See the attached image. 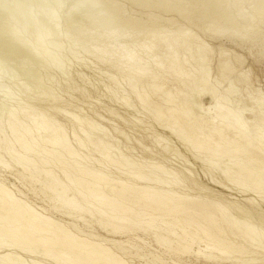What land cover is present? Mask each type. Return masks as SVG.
Wrapping results in <instances>:
<instances>
[{
    "label": "bare ground",
    "instance_id": "bare-ground-1",
    "mask_svg": "<svg viewBox=\"0 0 264 264\" xmlns=\"http://www.w3.org/2000/svg\"><path fill=\"white\" fill-rule=\"evenodd\" d=\"M1 1L3 3L6 1L5 4L10 5V6L7 5L8 7L14 6L18 9L20 7L19 3L21 2V1L18 2L17 0H9V1L1 0ZM65 1L72 2L69 3L71 5L68 9V13H74L75 18H78V20H80V18H83L81 20L84 21L83 23L87 25V27H85L86 29L83 30L86 31L88 30V28H90V30L92 29L99 30L100 32H102V35L100 34L101 38L104 37L109 39L110 38L109 36H115V38L120 39V42L115 44L112 42L111 44L104 43L103 45L100 44V46H95V47L93 46L94 49L93 51L91 50L90 53L93 54V56L96 59L105 60L106 62L111 63L112 67H116L120 71H123L124 74L127 73L128 78L131 80L130 84L132 88H136L139 86L143 88V92L140 91L142 94L137 93L138 94L137 98L143 103L144 107L149 106L154 108L153 111L155 113L154 116H156L155 117L156 119L163 120V118L167 119L166 117L168 116L167 121L169 120L172 123V124L169 123L170 128L172 127L174 130L175 129L178 130L180 129V127L183 128V125L181 124V120L187 118L189 116L188 115L189 113L186 112L184 109H181V105L177 104L176 97L173 95L172 90H169L168 88L167 89L164 88L165 83L163 81V78L166 75L176 76L177 77L176 79H179V83L181 81L184 87H190L192 89L198 88L199 90H203L209 82L210 70H211L209 68L211 63L210 52L213 51L214 49L210 47L208 43L205 42V40L201 39L199 36L192 33L191 32L192 29L190 30L189 28L181 29L180 27V30H176L175 28L166 29L160 24L153 22L143 23L138 19L136 20V18L135 20L128 21L126 24H123L119 22L121 20H117L115 17L109 16L108 12H105V9L107 8V7L105 8V6L107 4L104 6L103 0H53V3L58 7L63 5ZM141 1L142 4H147L149 2L148 0H141ZM191 1L192 4L194 2L191 9L192 12L195 13V15L192 17L190 15L186 16L185 18L181 17L182 19H185L188 22L189 26L194 25L195 27L198 28L201 27L202 31L209 29L212 33L218 36L225 35V36L233 37L241 43H245V42L249 44L255 43L256 39H259V41H261V43L264 45V34L261 33L260 36H258L259 31L264 28V0H232V3L235 8L234 10L236 11V14L239 18V19L237 18V20H235L231 12L230 13L233 19L229 18L228 11L226 10V8H228V10L230 9L228 7L229 4L225 6V4L229 0H191ZM29 2H27V4ZM31 2L33 3V0H31ZM35 2L37 1L35 0ZM151 2H153L154 4L156 3L155 6H157V9L158 6L162 9V7L166 8L165 5L167 4H169L168 6H170L171 0H154ZM248 2H251L249 3L250 4L249 7L246 6ZM32 3H29V5L30 4L32 5ZM41 3L39 2V4L43 6L48 5L47 8L44 7L46 12H48L52 4L48 3V0H41ZM77 3L80 5H77ZM140 4L138 5L140 6ZM175 4L176 5L174 7H173L174 4H172L173 7L172 10L170 9L171 7L169 9L172 12H174L176 15H182V13L185 12L186 10L184 9L186 6H184L183 8V5H180L181 2L178 3L181 7L177 4V2ZM185 4L186 3H184V5ZM21 6H25V5H21ZM39 6L36 7H38V9L41 10ZM4 7H0V20L4 19L5 21L6 16L5 18L1 19V17L5 14L4 12L7 13H11V12H8L6 10V7L5 8ZM34 8L28 9V11L29 10L31 11ZM44 8L42 11L45 12ZM23 9L24 7L22 8V11L20 10L18 11L23 12ZM187 11L185 12V14L186 13L190 14L189 11L188 12ZM49 13H53V11L51 10V12ZM21 14L24 16L25 12ZM44 15H45L44 17L46 18V13ZM49 15H48V18L50 20L49 24L51 26V22L55 21L56 18L53 15L52 17H49ZM9 16L11 18L13 17L11 16V14H9ZM15 17H17V15ZM15 17H13V19ZM25 17L21 18L22 22L23 19H25ZM35 17L36 15L30 18V19L34 18L33 20H30L29 18L26 17L27 19L30 20V22L33 21L31 23L33 25V31L29 32V30L26 29L25 26V24H27L26 20H25L26 23H24V25L22 22L21 23L25 27V28L22 27L23 29H25L24 31L28 30L30 36H33L36 40H38L44 37L45 35H48L49 28L48 26H46L47 24L46 25L44 24L43 26L39 25L38 23L39 20L37 22ZM157 18L159 19L161 17H156L155 19L157 20ZM8 19L9 18H7V20ZM41 19H43V17H41ZM160 20L165 21L164 19H160ZM11 21H12L11 19L8 20V22H10L11 24H13L14 22L16 23L15 20L12 21L13 23ZM72 21L73 20L71 19V21H67V22L70 29L74 30L76 28L75 25L77 23H72ZM237 21H239V23H237ZM241 21L246 22L244 23L245 26L243 23H241ZM8 22H6L7 26L9 25L11 26L10 23L8 25ZM41 22L43 21L41 20ZM203 22L204 23L207 22L208 25L201 26ZM3 23L0 24L2 25L1 26L2 28H3ZM119 23L121 25H124L125 27L122 26L123 27L122 28ZM225 24L227 25L230 24V27L226 26ZM7 28L8 27H6L5 29L3 28L6 31V33L4 34L5 38H11L10 37L12 35V33L10 34L11 28L10 30L9 28L8 29ZM131 28H136L138 30L140 29L145 30V35L147 36L145 41L143 42L137 41L139 39L138 35L140 33L137 34V36H134V38H132V45H134V47H131L130 44H125L124 42V39L126 40L127 36L131 35V33H129V30ZM252 29H253L252 31L253 34H250L251 33L250 31ZM78 30L79 29H77L76 31L78 32ZM12 31H14L13 37H15L14 33L16 31L15 30ZM94 35L92 36L91 34L87 38L90 41L89 43H92L93 41L96 40H102L101 38L97 39V37H95ZM71 36L69 34V37ZM16 37L11 39L12 41L10 39L7 40L8 42L0 41V55H3L1 58L2 60L4 56L6 57L7 55L11 57V55H16V54L18 55L22 53L24 54L25 52H27L26 47L21 48L19 47L20 44L19 45L16 44L18 41H20L18 35ZM41 42L42 40L40 41V44H42ZM23 43L25 44V42ZM52 43L53 45L55 44L56 46L57 41L56 43L54 42ZM30 44L31 43H29V45ZM30 49L28 48L27 50L29 51ZM136 49H140V51H142L143 54L136 55ZM37 53H38L37 51L32 52V56L33 57H35V55L37 56ZM40 54H42V50ZM45 54L44 56L47 55ZM187 54H189L190 56L187 57ZM218 54H219V58L217 59L218 68L216 71L218 72L217 74L221 76V78L223 77V79L227 78L231 74H234L239 69V67H241L244 64V60H243L244 57L242 58L241 55L236 54L234 51L231 52L229 50L221 49ZM30 56H31V52H30ZM55 57L53 56V59ZM190 59H193L194 65L197 67L195 71L196 73H193L189 71V69H187L190 66L189 65ZM154 67L158 68L159 71L154 70ZM136 75L140 76V78L135 80L134 76ZM27 79H29V77ZM241 79H237L235 81L234 87H236V85L239 83ZM234 87L232 88V90L235 91L236 88ZM3 88H5V86ZM156 92H162V94L157 96L158 98L156 100L155 99L150 100L152 94ZM48 93L45 94L47 95ZM252 97H254V95H252ZM122 100L128 102L127 101L128 99L126 98ZM262 101L264 102L263 99ZM262 101H259V105ZM4 102H8V101H3V103ZM129 105L132 106V104H128L127 106ZM4 107L7 109L5 110L6 112L8 110L10 111L9 106H8L9 108H7L6 106L1 105L0 109L3 108V110H0V112L4 111ZM31 110L28 111V116H31L34 119L33 123L36 124L34 131L27 124L23 123L21 127L22 130L18 132L15 124H13L12 121V119L17 120L18 116L15 113L10 114V121H9L10 130L13 136L15 137L14 140H16V143L20 145V149L23 154H20V152L17 150H14L12 152V149H8V148L6 149L7 151H9L10 155L15 154L14 156L18 155L20 157L18 158L19 159L18 161L21 160L19 164L22 167L23 165L25 166L29 165L32 167L34 166V168L36 167L35 171L37 173H34L33 171L32 175L45 174V179L43 180L44 182H42L43 184L42 186L45 187L47 192H51V193L56 192L58 195L59 190H61L63 193L60 192L59 196H61L62 194H64L62 196H65L66 194L64 193V191L66 192L68 191L67 193H69V190L76 191L75 193L72 192L73 193L72 198H67V197L58 198L61 207L67 210L66 212L68 215H72L74 212L75 213L77 212L82 216L83 212L88 211L89 214H91V219H93L92 217H94V219L96 218L95 219V221L97 220L96 223L101 225L100 227L103 228L104 233L110 231V233L113 235L124 234L128 232L131 233L136 230L137 232L138 230H142V232L146 233L147 231L153 229L154 227L155 230L156 228H159L161 225L159 227L158 226L156 227L155 223L157 220H163L165 223L163 221L162 223L159 221V223L165 225V228L157 229L158 231L159 230L161 231L156 232L154 235L158 245L164 246V248L166 247L167 251L169 250V251H174L175 253H179L180 255L182 254V256L183 254L184 256L185 254L186 255L194 254L198 258H204L205 260L210 262L219 259L218 256L215 255L216 254L215 252L221 254L222 256L229 254L230 255L241 254L242 253L241 250L243 249V247H252V248L260 247V249L258 250L264 252V200L263 202L260 201L258 202L257 199L255 198H246L244 200L245 202L242 204L237 202L231 203L232 207L230 208L224 200L222 199L220 200L219 198H208V199L200 198V197L191 198L188 195H181L180 192H177L176 189L174 188V185L179 187V185L181 184V183L179 184V177L175 175L172 171L167 170L165 166H161L159 164H156L157 166L159 165V167H157L158 170L161 172V175L170 176L167 177L168 179H165V177L158 178V176L156 178V176L155 177L153 176L152 172H150V175H148L147 173L146 174L144 173L145 172L144 170L143 171L142 169L137 170V168L135 169L137 170L135 172L133 171L125 172L127 174L122 172L123 174L127 175L126 178L128 179L125 178L126 181L121 179V177L114 178L115 176L113 177L110 176V174H105L104 171H102V169L93 168L92 166L87 165L84 162V160L83 161L81 160V155H80L81 153H79V151L73 145H71L69 141L70 139L69 136L67 135V133L63 131L65 130L63 129L64 128L63 125L56 124L55 123L56 119L54 120V118L53 119L51 117L49 118L48 115L39 112V110L38 111L36 110L31 111ZM6 112L4 113L6 114ZM166 113L167 116L165 117ZM232 114L233 113L230 112L229 116H232ZM72 116L73 118L76 119V121L80 120L78 116L71 115V117ZM224 116L225 115L221 113L216 115L215 117L212 116L209 119H207V122L211 121L213 124L216 123V121H218V123L214 124L213 127L210 128L208 132H205L203 130L202 125H198L197 130H200L201 132L200 135L196 134V130L194 128H191L190 132L183 131L184 136L186 134L185 136L186 140L184 141H189L190 143H192L193 144L192 146H194L196 150H198L199 152L208 153L211 159L230 158L232 160V163L238 167L239 171L245 172V174L243 176H239L238 173L231 172V169L224 170V176L228 177L227 181L231 180L232 182L233 180H237L235 181L236 182L235 185L237 184L238 186L242 187L243 190L251 189L255 191V194L256 193L261 194L262 189L264 191V165H262L261 167L259 166L253 167L250 166L249 163L250 161L257 159L256 157H258L257 156L259 155L258 153L264 156V141H262L263 139L261 138L262 134L258 130L257 132L255 131L254 134L245 133L239 130L236 131L234 130L236 128L234 127L232 128V126L230 125L231 123L230 121H232L233 119L229 121V124L228 122L227 124H225L224 120H226L227 118H225ZM235 118H237V120L238 119L243 120L242 117L238 115ZM245 123L246 122L244 121L243 124ZM183 124L185 125V122H183ZM221 124H223V126H221ZM89 125L95 130H100L102 133H105V129L101 125L96 124L95 122H89ZM223 129L226 130L233 129L235 132L234 134H236V137H238L239 140H226L223 136V131H224ZM0 131L1 132L3 131L2 127H0ZM179 134H181V132ZM73 136L76 135L73 134ZM77 141L79 142V143L77 142L79 146L83 145V141L81 140H77ZM110 148H111L110 145L104 147L106 151L109 150ZM255 150L258 151V153H256ZM247 153L248 154L252 153V156L250 157L247 156L246 159L249 161V163L243 164L241 160H239L241 159L239 157ZM36 157H38L39 160H36L37 159ZM0 164L1 166L3 164L5 168H10V164L8 165V163H5L1 156H0ZM51 165H53V167L54 165H58L61 167L62 170L61 169L60 170L64 174L65 176L64 178L69 184H67L66 181L64 182V180L62 179L63 175L61 172L60 173L62 175V178L60 175L58 176L53 172L54 169L49 167ZM151 169H153V166ZM31 170L32 169L30 167L29 172ZM155 174L156 173H154V175ZM32 175L30 176L33 177ZM36 180L37 179H35V181ZM41 180L42 179H40V181ZM215 183L216 184L218 183V185L220 184L219 186H221V183L219 182H215ZM153 184L157 186H154ZM71 185L75 186L73 188L74 190L71 188ZM225 189L227 190V188ZM22 199L17 196V194L12 190L10 186H8L5 182H2L0 180V264H44V262L42 261H37V260L29 261L28 258H24L23 256L20 255V251L26 252L30 255L37 254V250H38L36 249L37 247H42L43 251L45 252L43 255L49 257L51 261L57 264H136V262L133 261L129 262L125 257L119 256L117 252H115L114 250L109 248L106 244H104L103 240L100 241L101 236L98 237L99 236L98 235L96 237L93 235L90 236L87 235L85 236L86 238H81L73 230H70V228L67 226L68 224L66 225V223L64 224L60 221L53 219L52 216L44 214V211L40 212L41 209L39 211L36 210V208H34L29 202H27L26 200L24 201ZM56 205L53 207V209H58L59 206ZM197 215L201 217L202 222L201 220L198 219L197 220L192 219L188 221V225L195 226L196 229L195 232H186L184 227L187 226L184 225L183 220L184 219L188 220V217L197 216ZM167 217H171V218L178 217V219L177 222L176 221L172 222L171 220H170L171 222H166L164 218ZM83 218L85 217L84 216L81 218L79 217V220ZM166 220L169 221V219ZM180 224L183 226H180ZM177 227L184 229V231L182 230V232H184L183 235L182 234L180 235L177 232V229H179ZM234 227L236 228V230L232 229ZM228 228H231L230 236L235 238L236 240L237 239L241 240L242 241L241 243L235 244L233 242H229L232 241L233 239L230 240L227 238L226 241L229 240L228 243L225 240H222L221 237L216 236L217 231L224 233L226 232V230H228ZM77 231L80 232V230ZM201 234H204L209 240L205 245H202L203 242L200 239H199L200 241L196 240V237H198ZM222 236L225 235L222 234ZM142 242L143 245L145 244L146 246L147 243L144 242V240H141V243ZM114 243L119 248L123 247L126 244H127L126 246L131 247L129 242L114 241ZM195 245H197V248H195ZM235 248L237 250L239 249V251L237 250L232 251V249ZM133 249H136V246H134ZM139 249L141 250L144 248L140 246ZM174 252L171 253L175 254ZM137 257H139V254L137 255ZM234 258L236 259H233V257L228 258L227 262L229 261L234 264H241V263L262 264L264 262V259H262L261 260L262 262L260 263V261L257 259H248L243 261L242 259L239 260L238 256ZM132 259L134 260L133 257Z\"/></svg>",
    "mask_w": 264,
    "mask_h": 264
},
{
    "label": "rangeland",
    "instance_id": "rangeland-1",
    "mask_svg": "<svg viewBox=\"0 0 264 264\" xmlns=\"http://www.w3.org/2000/svg\"><path fill=\"white\" fill-rule=\"evenodd\" d=\"M17 1L18 2L21 1L19 3L20 4L19 9L14 6L8 7L10 5L5 4L6 1L3 3L0 0V7H4V5L6 7L8 5L6 7V10L8 12H11V13L4 12L6 15L4 14L1 17V19L5 18V16L6 18L5 21L4 19L0 20V24L4 22L3 28L5 29L6 27H8L9 30L11 28L10 34L12 33L11 36L9 35L11 38H5L4 34L6 33V31L1 27L2 25H0V34H3L0 35V41L8 42L7 40L9 39L11 40L18 35L20 41H18L16 44L18 45L22 44L21 46L19 45V47L21 48L26 47L27 49L31 48L32 51L31 49L29 51L26 49L27 52L23 50L26 54L22 53L18 55L17 54L11 55V57L7 55L6 57L4 56L3 60L1 59L3 55H0V59H1L0 60V83H1L0 104L2 103L1 105L6 106L7 108L10 107L9 108L10 111L8 110L6 112L5 110L7 109L4 107V111L0 112V127H2L4 131V132L0 131V156L3 158V161L5 163H8V165L10 164V168H5L3 164L2 166L0 164V180L2 182H5L8 186H10L19 198L21 199L23 198L22 200L24 201L26 200L27 202H29L34 208H36V210L39 211L41 209L40 212L44 211V214L52 216L53 219L60 221L64 224L66 223V225L68 224L67 226L70 228V230H73L81 238H86L85 236L87 235L89 236L93 235L96 237L98 235H99L98 237L101 236L102 239L100 237V241L103 240L104 244H106L109 248L117 252L119 256L125 257L129 262L133 261L136 262V264H234L229 261L227 262V260L230 257L236 259L234 257L238 256L239 260L242 259L244 261L248 259H257L261 263L262 262L261 260L264 259V252L258 250L260 249V247L259 248L243 247V249L241 250L242 252L241 254H234V255L229 254L222 256L221 254L215 252L216 253L215 255L218 256L219 259L212 262L207 261L204 258H198L194 254H189V255L185 254V256L183 254L182 256V254L180 255L179 253H175L174 251H169V250L167 251L166 247L164 248V246H160L157 244L154 236L156 232L161 231V230L158 231L157 229L165 228V225L161 224L163 220L156 221L155 223L156 227L157 226L159 227L161 225L159 228H156L157 231L154 229L155 228L154 227L153 228L154 230L150 229L149 230L150 232L147 231L146 233L142 232V230H138V232L136 230L131 233L128 232L118 235H113L110 233V231L104 233L103 228L100 227L101 225L96 223L97 222V220L95 221L96 218L94 219V217H92L93 219H91V214H89L88 211L83 212L82 216L77 212L76 213L74 212L72 215H68L66 212L67 210L61 207L58 198L61 197L72 198L73 193H75L76 191L69 190V193H67L68 191L67 192L64 191V193L66 194L65 196H62L64 194L59 196L60 192L63 193L61 190H59L58 195L56 192H53L55 196L53 195V193L47 192L45 187L42 186L43 185L42 182H44L43 180L45 179V174L43 175L35 174L36 176L32 175L33 171L34 173H37L35 171L36 167L34 168V166L32 167L29 165H28L29 167L25 165H23L22 167L19 164L21 160L18 161L19 160L18 158L20 157L18 155L14 156L15 154L10 155L9 151H7L6 149V148L12 149V152L14 150H17L20 152V154H23L20 149V145L16 143V140H14L15 137L13 136L10 130V126H9L10 114L15 113L18 116L17 120L12 119L13 124H15L18 132L22 130L21 127L23 123L27 124L34 131L36 124L33 123L34 122L33 117L28 116V111L33 108L31 111L39 110V112L48 115L49 118L51 117L52 119L54 118V120L56 119L55 120L56 124L63 125L64 127L63 129H65L63 131L67 133V135L69 136L70 138L69 141L71 145H73L79 151V153H81L80 155L82 161L84 160V162L87 165L92 166L93 168L102 169V171H104L105 174H110V176L113 177L115 176L114 178L121 177V179L126 181V179L128 178H126L127 175L125 174L127 173L125 172H132V171L135 172L138 169H142V171L143 170L145 171L144 172L145 174L147 173L148 175H150V172H152L153 176L154 177L156 176V178L158 176V178L165 177V179H168L167 177L170 176L168 175L163 176L161 175V172L158 170L157 167L161 165V166H165L167 170L172 171L175 175L179 177V184L180 183L181 184L179 185V187L174 185V188L176 189L177 192H180L181 195H188L191 198H196V197L207 198V199L219 198L220 200L221 199L224 200L230 208L232 207L231 203L237 202L242 204L245 202L244 200L246 198H255L257 199L258 202L259 201L263 202L264 200L263 189L261 194H257V193L255 194V191L251 189L243 190L242 187L236 184L238 186L237 187L235 185L236 183L235 181L237 180H233L232 182L231 180L227 181L228 177L224 176V170L231 169V172L238 173L239 176H243L245 174V172L239 171L238 167L232 163V160L230 158L211 159L208 153L199 152L198 150H196L194 146H192L193 145L192 143H190L189 141H184L186 140L185 139L186 134L184 136L183 133V131L190 132L191 128H194L196 130V134L200 135L201 133L200 130H197L198 125H202L203 130L205 132H208L209 129L212 128L214 124L218 123V121H216V123L213 124L211 121L207 122V119H209L212 116L215 117L216 115L223 113L225 115L224 117L228 119V120L227 119L224 120L225 124H227V122L229 124V121L233 119L232 121H230L232 123V124L230 123V125L232 126V128L233 127L236 128L234 130L236 131L239 130L250 134H254V132L255 131L257 132L258 130L262 134V136L260 135L261 138L263 139L262 141H264V113H263L264 102L262 101V99L264 100V47H263L264 45L261 43V41H259V39H256L255 43H250V44L246 42L241 43L233 37H229L225 35L218 36L212 33L209 29H206L205 32L202 31L201 27L198 28L195 27L194 25L189 26L188 22L185 19H182L181 17L185 18L188 15H190L191 17L195 15V13L192 12L191 9L194 2L192 4L191 0H187V1L175 0V2L174 0H171V3L173 2L172 4H174L173 7L176 5L175 4L176 2L177 4L181 2L180 5H183V8L184 6H186L184 8L186 9L185 12L188 10L190 13V14L186 13L187 15L185 14V12H183L182 15H176L174 12L171 11L173 8L171 3L170 6H168L169 4L165 5L166 8L162 7L161 9L158 6L157 9V6H155L156 3L154 4L153 2H151L154 0L151 1L148 0L149 1L147 3L148 5L142 4L141 0H110V1L103 0L104 6L107 4L105 6V8L107 7L105 9V12H108L109 16L115 17L117 20H121L119 22L123 24H126L128 21L135 20L136 18V20L138 19L143 23L153 22L160 24L166 29L175 28L176 30H180V27L181 29L189 28L190 30L192 29L191 30L192 33L196 34L201 39L205 40V42H207L208 45L214 49L213 51L210 52L211 63L209 68L211 70H210L209 82L203 90H199L198 88L192 89L190 87H184L181 81L179 83V79H176L177 78L176 76L166 75L167 77L164 76L163 78V81L165 83L164 88L165 89L168 88L169 90H172L173 95L176 97L177 104L181 105V109H184L186 112L189 113L188 114L189 116L187 118L181 120V124L183 125V128L180 127V129L174 130L172 127L170 128L169 126V123L171 122L169 120L167 121L168 119L167 113L165 114V117L167 116L166 117L167 119L163 118V120H158L155 118L156 116H154L155 115L153 111L154 108L149 106L144 107L143 103L140 100H138L137 93L142 94L141 92H143V88H141L140 86L136 88H132L130 84L131 80L128 78L127 73L124 74L123 71H120L116 67H112V64L106 62L105 60L96 59L93 56V54L90 53L91 50L93 51L95 46H100V44L103 45L104 43L111 44L112 42L115 44L120 42V39L115 38V36H109L110 37L109 39L104 37L101 38L102 32H100L99 30H93V29L90 30V28H88V30L86 31L83 30L86 29L85 27H87V25L83 23L84 21L81 20L83 18H80V20H78V18H75L74 13H68V9L71 5L69 3L72 2L65 1L63 5L57 7L53 3V0H48V3L52 5L50 6L49 4L50 9L48 8L49 11L46 12L44 7L47 8L48 5L47 6L41 5L42 4L41 0H36L38 3L35 2V0H33V3L36 4H33L31 0L30 2L29 0L28 1L17 0ZM27 2L32 3V5L31 4L29 5V3L27 4ZM39 2L41 4H39ZM184 3L186 4L184 5ZM249 3L251 2H248L246 4L247 7L250 6ZM138 4H140V6ZM228 4H229L228 7L230 9L228 10V8H226V10L228 11L229 18L233 19L234 17L235 20H237L238 16L236 14V11L234 10L235 8L232 3V0L231 1L229 0L225 4V6H227ZM21 5H25V6H21ZM35 5L36 6L41 5L42 8L41 6H39L41 10H39L38 7H36ZM77 5L80 4L77 3ZM23 7L25 9V10L23 9V12H25L27 18L30 19L36 15L35 18L37 22L39 20L38 22L39 25L43 26L44 24L45 25L47 24L46 26H48L49 28L48 35H45L41 39H38L39 41L36 40L33 36H30L29 32L33 31V25L31 24L33 21L30 22V20H33L34 18L29 20L25 17V15L23 16L21 14L23 12H20L22 11ZM31 8H34L35 10L34 9L31 11L29 10L30 11L29 13L28 9ZM43 8L45 12L42 11ZM51 10L53 11V13H49L51 12ZM230 12L232 13L233 17L231 16ZM43 13L44 14L46 13V18L48 20L44 17L45 15ZM9 14H11V16L13 17L17 15V17L13 19V17L11 18ZM48 15L49 17H52L53 15L56 18V20L54 19L56 23L55 21H52L51 26L49 24L50 20L48 18ZM155 16L161 18L159 19L157 18L156 20ZM23 17H25V19H23L22 22L21 18ZM41 17H43L45 21L41 19ZM7 18L11 19L12 21L15 20L16 23L15 22L13 23L11 21L13 23L11 24L10 22H8L9 19L7 20ZM71 19L73 20L72 23H77L75 25L76 28L74 30L76 31L77 29H79L78 32L77 31L75 32L73 29L72 30L70 29L67 21H71ZM160 19H164L165 21L163 20L161 21ZM25 20L27 22L25 26L26 29L29 30V32L28 30L24 31L25 29H23L25 28L23 26L24 23H26ZM41 20L43 22H41ZM6 22H8V25L10 23L11 26L10 25L7 26ZM21 22L23 23V25ZM237 23H239V21H237ZM241 23L244 24L246 22L241 21ZM206 25H208L207 22L205 23L203 22L201 26H206ZM225 25L230 27V24L229 25L225 24ZM120 26L125 27L124 25L121 24ZM12 30L16 31L14 33L15 37H13L14 31ZM55 31L57 34L55 33ZM252 31L253 29L250 31L251 32L250 34H253ZM129 33H131V35H129L130 37L127 36L126 40L124 39V42L125 44H130L131 47H134V45H132V38H134V36H137V34L140 33L138 35V38L139 39L141 38L140 40L139 39L137 40L138 42L145 41L147 37L145 35V30L142 29L138 30L136 28H131L129 30ZM261 33L264 34V28L259 31L258 36H260ZM69 34L70 36L72 34V36L69 37ZM91 34L92 36L95 34L94 36L97 37V39L101 38L102 40H96V41L92 40L93 42L91 41L92 43H89L90 41L87 38ZM31 38L32 40L34 39L35 40L32 41ZM41 40H42L41 42L42 44H40ZM51 41L54 43H56L57 41L56 43L57 49L55 44L53 45ZM23 42H25V44ZM29 43H31L30 44L31 46L29 45ZM23 44L26 46H24ZM221 49L229 50L231 52L234 51L236 54L241 55L242 58L244 57L243 58L244 64L241 67H239V69L234 74L229 75L225 79H223V77L221 78V76H219V74H217L218 72L216 71L218 68L217 67L218 66L217 59L219 58L218 53L220 52ZM41 50H42V54H40ZM35 51H37L38 53L37 56L34 54L35 57H33L32 52ZM30 52H31V56H30ZM44 52L48 54L46 55ZM44 54L46 56H44ZM142 54L143 53L142 51H140V49H136V55H142ZM53 56L56 57L53 59ZM188 56L190 55L187 54V57ZM189 65L190 66L187 69H189V71L193 73H196L195 71L197 67L194 65L193 59H190ZM154 70L159 71L158 68L155 67ZM28 77L29 79H27ZM138 78H140V76L138 75L134 76L135 80ZM237 79H241V80L236 85V87H234L235 81ZM4 86L5 88H3ZM233 87L236 88L235 91L232 90ZM45 93L48 94L46 95ZM161 94L162 92L153 93L150 100L153 99L156 100L158 98L157 96ZM252 95H254L255 98L257 97L258 99L260 97L259 101H262L263 103L261 102L259 105L258 99L257 98L255 99L254 97H252ZM124 98L128 99L127 100L128 102L123 101L122 99ZM3 101H8V102L3 103ZM123 102H125L126 105ZM128 104H132V106L131 105L127 106ZM11 108L14 110H12ZM0 110H3V108ZM4 112H6V114ZM230 112H232L236 116L237 115L241 116L243 120L240 119L237 120V118H235L236 116H234L233 114L232 116H229ZM71 115L78 116L80 120L76 121V119L73 118V116L71 117ZM244 121L246 122L245 124H243ZM89 122H95L96 124L101 125L105 129V133H102L100 130H95L94 128H92L89 125ZM183 122H185V125L183 124ZM221 126H223V124H221ZM223 130H224L223 136L226 140H239V138L236 137V134H234L235 132L233 129H232L233 131L231 129L228 130L223 129ZM179 131L181 132V134H179L180 133ZM73 134H75L77 138L76 136H73ZM77 140L83 141V145L85 147L83 145L79 146L77 144L78 142ZM1 143H3L4 145ZM107 145H110L111 148L106 151L104 147ZM119 152L121 153V155ZM252 153L249 154L247 153L245 155L243 154L242 156L239 157L241 158L239 160H241L243 164L249 163V161L246 158L247 156L248 157L252 156ZM256 153H258V151H256ZM258 154H259L257 155L258 157H256L257 159H254L255 161L254 160L250 161L249 163L250 166L261 167L262 165H264V156H262L260 153ZM36 158H37L36 160H39L38 157ZM200 160L203 161L201 162ZM156 164L159 165L157 166ZM152 166L153 169H151ZM30 167L32 170L29 172ZM49 167L53 168L54 169L53 172L58 176L60 175L61 178L63 175L62 179L64 180V182L66 181L64 178L65 177L64 174L61 172L62 169L60 166L54 165L53 167V165H51ZM136 168L137 170H135ZM60 172L62 173V175ZM122 172L125 174H123ZM154 173L156 174L154 175ZM30 175H32L33 177H31ZM35 179L37 180L35 181ZM40 179L42 180L40 181ZM215 182L221 183V186H219L220 184L218 185V183L216 184ZM153 185L157 186L155 184ZM74 187H75L74 185H71L72 189ZM225 188H227V190ZM55 198L56 200L58 199L57 200L58 203L56 202ZM56 204L59 206L58 209H53V207ZM77 216H79L80 218L84 216L86 219L83 218L79 220V217ZM75 217H77L78 219ZM166 219H169V221H167ZM177 219L178 217L164 218L166 222H171V221L177 222ZM192 219L201 220V217L197 215V216L188 217V220L184 219L183 220L184 225L188 227V228L184 227L186 232H195L196 229L195 226L188 225V221ZM159 221L161 223H159ZM180 226L183 225L180 224ZM177 228H179L177 229V232L180 235L181 234L183 235L184 232H182V230L184 231V229L180 227ZM232 229L236 230L235 227ZM77 230H80V232ZM230 232H231V228H228V230H226V232L224 233L217 231L216 236L221 237V239L225 241L227 238L230 240L233 239L234 241L233 240L232 241L228 240V241L233 242L235 244L242 242L241 240L238 239L236 240L235 238L231 237ZM220 233H222L225 236H222V234ZM199 239L203 242L202 245L207 244V242L209 241L204 234H201L198 237H196L197 241H200ZM141 240H144V242L147 243L146 246L145 244L143 245V242L141 243ZM114 241L129 242L131 247L126 246L127 245L126 244L123 247L119 248L115 245ZM134 246H136V249H133ZM140 246H142L144 249L140 250L139 249ZM195 248H197V245H195ZM36 249H38L37 254L30 255L26 252L20 251V255L23 256L24 258H28L29 261L37 260L44 262V264H57L51 261L49 257L43 255L45 252L43 251L42 247H37ZM234 250L237 249L236 248L232 249V251ZM237 251H239V249ZM171 252H174L175 254ZM138 254L139 257H137ZM132 257L134 258V260L132 259ZM262 264H264V262Z\"/></svg>",
    "mask_w": 264,
    "mask_h": 264
}]
</instances>
